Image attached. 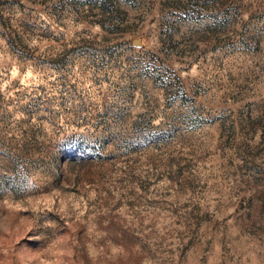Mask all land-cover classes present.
I'll use <instances>...</instances> for the list:
<instances>
[{"label":"rangeland","instance_id":"obj_1","mask_svg":"<svg viewBox=\"0 0 264 264\" xmlns=\"http://www.w3.org/2000/svg\"><path fill=\"white\" fill-rule=\"evenodd\" d=\"M0 264H264V0H0Z\"/></svg>","mask_w":264,"mask_h":264},{"label":"water","instance_id":"obj_2","mask_svg":"<svg viewBox=\"0 0 264 264\" xmlns=\"http://www.w3.org/2000/svg\"><path fill=\"white\" fill-rule=\"evenodd\" d=\"M135 44H138V40L135 41Z\"/></svg>","mask_w":264,"mask_h":264}]
</instances>
